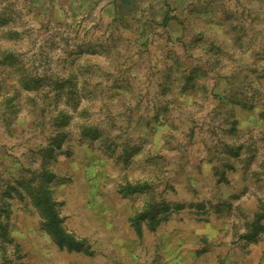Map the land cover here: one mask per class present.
<instances>
[{
	"label": "rangeland",
	"instance_id": "1",
	"mask_svg": "<svg viewBox=\"0 0 264 264\" xmlns=\"http://www.w3.org/2000/svg\"><path fill=\"white\" fill-rule=\"evenodd\" d=\"M0 264H264V0H0Z\"/></svg>",
	"mask_w": 264,
	"mask_h": 264
},
{
	"label": "trees",
	"instance_id": "2",
	"mask_svg": "<svg viewBox=\"0 0 264 264\" xmlns=\"http://www.w3.org/2000/svg\"><path fill=\"white\" fill-rule=\"evenodd\" d=\"M48 209V224L50 229L52 230L55 238L59 242V244H68L72 248L80 249L81 244L75 240H73L67 233L63 231V229L60 227L59 223L60 220L56 216L53 207L51 204H46Z\"/></svg>",
	"mask_w": 264,
	"mask_h": 264
}]
</instances>
